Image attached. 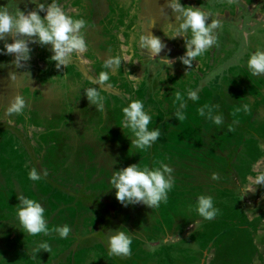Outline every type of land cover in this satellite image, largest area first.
<instances>
[{
    "label": "rangeland",
    "instance_id": "obj_1",
    "mask_svg": "<svg viewBox=\"0 0 264 264\" xmlns=\"http://www.w3.org/2000/svg\"><path fill=\"white\" fill-rule=\"evenodd\" d=\"M252 10L0 0V264H60L51 238L72 235L71 249L109 220L122 242L153 241L149 259L124 264H166L156 259L174 234L166 246L184 252L215 242V264H264V223L261 236L240 229L264 190V51L243 46ZM10 40L22 41L14 59ZM94 248L82 259L104 264ZM204 248L181 263L199 264Z\"/></svg>",
    "mask_w": 264,
    "mask_h": 264
},
{
    "label": "crops",
    "instance_id": "obj_2",
    "mask_svg": "<svg viewBox=\"0 0 264 264\" xmlns=\"http://www.w3.org/2000/svg\"><path fill=\"white\" fill-rule=\"evenodd\" d=\"M242 4L244 7L247 6V8H249V11L253 12L252 9L257 11V14H256V16L253 17L252 21H249L250 19L248 18V20H247L248 23L254 22V23L259 24L256 26V29H255L257 31V33H255V34L253 32L250 33L249 40H247V39L245 40L246 43L243 45V46L246 45L245 52L247 54H253V55L255 53L260 54V51L261 52L264 51V45L262 44V42L264 43V40L261 38V36L264 33V0L263 1L262 0H256V1H254V0H242ZM262 37H264V36H262ZM247 56L249 58V55H247ZM75 63L78 64L80 66V68H85V67H83V65L81 63H79V61H75ZM251 66L253 68L255 66V64H252ZM249 69L250 68H248L247 70H249ZM85 72H87V70ZM226 144L228 145V147H230V149H232L231 147H233V143H230L228 141ZM224 148L226 150L228 149L227 147H224ZM243 177L244 176L241 174H238V175L236 174V181L243 182ZM245 179L251 180L252 176L251 175L249 177L246 176ZM228 181L230 182V179ZM213 187L217 188V185H213ZM256 204H257V213L255 214V216H253L255 218L250 219V216H248L249 213H247L246 214L247 215L246 221H244L245 222L244 226H243V228H240V229L241 230L245 229L246 231H248L250 233V235L254 234V236H261L263 234V231H262L260 226L264 223V190H262L261 194L258 196ZM97 207L100 209H103L102 207H99V206H97ZM235 212H236V210H235ZM242 218L244 219L243 216H242ZM193 223H194V226H201V224H199V221H197V220L194 221ZM117 224H118L117 221H115V222L108 221V223L105 225L104 229H102L101 233H99V231L101 229V228H99L97 231H95V232H93L87 236L81 235V239L78 241V246L72 245V246H76L75 248H73L71 246L72 252H75V253L78 251V247H79V251L77 254H78V256L80 255V258L76 259V262L74 261V263H73V255L70 254L69 263L70 264H86L87 262H89V260L85 263V260H83L82 258H84V256H89L88 251H94L95 250L94 247H98L97 249L100 250L101 253L105 256L104 259L102 258V261L107 263V264L110 262V260L111 261L113 260L115 264H124L125 261L128 262L130 260H137V258L141 259V260L149 259V253H147L148 251H146L144 248H145L146 244H148L149 242H151V243L153 242L151 238L149 239L150 236H147L146 238H144L145 243H142L141 241L139 242L137 240L130 239L128 241H123L124 242V245H123L121 238L118 237L116 234H115L116 236H114V230L116 233V225ZM182 233L184 234V232H182ZM241 234L245 235V232L243 231L240 233V235ZM171 237L176 238V234H174V236H168L167 237V240L164 241L167 243H164V245H163L166 247L165 249H167L166 253H164V258L163 257L161 258V256H159L156 260H163L164 259V262L166 264H167V260L168 261L170 260V262H169L170 264H183V263H181V261L183 262V257L186 254L189 256H191L194 253L198 254V251L202 250L199 248H201V246L204 245L205 248H204L203 253H206L205 256L207 258V261L205 258V259L201 260L199 264H215V262H214L215 257L213 255L215 251L212 252L213 246H215V248H216V244H214L215 242L211 243L208 241L205 244H204V242L202 244V242L199 241L198 245H194V246L189 248L188 252H184V250H182L180 248L181 246L184 245L181 242H179L181 245L177 242L175 245H178V246H176L175 248L167 247L168 245L172 244L171 243L172 240H175V239L170 240L169 238H171ZM66 238L69 240H66ZM66 238L64 240H62L63 238L59 239L56 235H55V237L51 238L52 243L54 245L57 244V247H62V250L64 251L61 254V256H57V260H59L60 264H63V263L65 264L67 262L66 260H67L68 254H65V253L66 252L69 253V250H71L69 245L73 241V236L68 235ZM148 239H149V242L147 241ZM43 240L44 239L42 238L39 241H43ZM39 241H37V242H39ZM162 250H164V249H162ZM174 250L176 252H174ZM57 253H58V251H56V254ZM75 253H74V258L76 255ZM125 256H127L129 258L125 259ZM174 256H176V257H175V259L172 260V257H174ZM251 259H252V257H251ZM251 259H250V261H251ZM154 264H160V263H154ZM187 264H191V263L187 262Z\"/></svg>",
    "mask_w": 264,
    "mask_h": 264
},
{
    "label": "flooded vegetation",
    "instance_id": "obj_3",
    "mask_svg": "<svg viewBox=\"0 0 264 264\" xmlns=\"http://www.w3.org/2000/svg\"><path fill=\"white\" fill-rule=\"evenodd\" d=\"M218 1V0H217ZM254 1H256V0H254ZM219 3H221L220 1H219ZM239 3H240V6H241V8L243 9V4H242V0H239ZM141 8V7H140ZM158 22V21H157ZM32 29H30V31H31ZM139 31V30H138ZM136 30L133 32V29H132V31H131V33H130V35H135L136 36ZM24 35H25V37L26 38H28V39H25V42L27 43L29 40H32L31 38H29V34L27 35L25 32H24ZM134 36V37H135ZM161 38H162V36H160ZM160 37H157V39L159 40V39H161ZM174 37V36H173ZM136 39V38H135ZM17 40V39H16ZM15 40V41H16ZM160 41V40H159ZM19 42V44H20V42H22L21 40H19V41H16V42H14V46H13V42H12V40H10V44H8V46L6 47V48H9V49H7L8 50V52H3V53H5V55H11L10 57L12 58V59H14L15 57L14 56H16V54L14 53L15 51H14V49H18V48H20V47H18L17 46V43ZM23 43L24 45L26 44V43ZM163 43V42H162ZM23 47H25V46H23ZM22 47V48H23ZM139 50L140 49H138V50H135V51H137V52H139ZM2 51H4V48L2 49V50H0V53L2 52ZM139 56H137V58H138ZM64 58L66 59V56H64ZM152 59V58H151ZM13 63H15V65H11V67L12 68H14V69H16V68H21V69H23L24 68V70L25 69H29V67H28V65L26 64V63H24V62H20V61H12V64ZM22 64H25V65H22ZM76 64V63H75ZM75 64H73V65H75ZM76 66L77 67H79V65L78 64H76ZM31 69V70H30ZM29 70L31 71V72H35V70L34 69H32V68H30ZM71 98V97H70ZM110 221V220H109ZM117 225H118V228H119V226H120V223H119V221H117ZM137 240V239H136ZM137 241H141L142 243H145V240H144V238L142 239H139V240H137Z\"/></svg>",
    "mask_w": 264,
    "mask_h": 264
},
{
    "label": "water",
    "instance_id": "obj_4",
    "mask_svg": "<svg viewBox=\"0 0 264 264\" xmlns=\"http://www.w3.org/2000/svg\"><path fill=\"white\" fill-rule=\"evenodd\" d=\"M108 223V222H107ZM106 223V224H107ZM104 227H105V225L100 229V231H99V233H101L102 232V229H104ZM118 261V260H117Z\"/></svg>",
    "mask_w": 264,
    "mask_h": 264
}]
</instances>
